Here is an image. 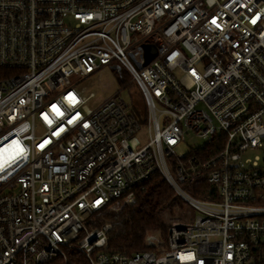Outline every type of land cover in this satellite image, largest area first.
<instances>
[{
    "label": "built area",
    "instance_id": "built-area-1",
    "mask_svg": "<svg viewBox=\"0 0 264 264\" xmlns=\"http://www.w3.org/2000/svg\"><path fill=\"white\" fill-rule=\"evenodd\" d=\"M105 68L122 87L90 108L78 86ZM186 135L204 143L177 154ZM156 172L195 221L112 251L111 224L88 221ZM66 250L88 264H264V0H0V264H67Z\"/></svg>",
    "mask_w": 264,
    "mask_h": 264
},
{
    "label": "trees",
    "instance_id": "trees-1",
    "mask_svg": "<svg viewBox=\"0 0 264 264\" xmlns=\"http://www.w3.org/2000/svg\"><path fill=\"white\" fill-rule=\"evenodd\" d=\"M131 111L138 123H142L146 113L145 106L132 105ZM194 187L195 184L183 185L190 195L199 197L193 191ZM181 203L164 178L156 172L134 189V199L131 203H125L119 210L110 209L97 213L90 218L88 224L92 227L111 224L108 241L112 251L126 253L139 251L144 249L146 231L156 233L161 239H165L167 216L172 215ZM65 252L67 264H88L80 253L70 250Z\"/></svg>",
    "mask_w": 264,
    "mask_h": 264
},
{
    "label": "rangeland",
    "instance_id": "rangeland-1",
    "mask_svg": "<svg viewBox=\"0 0 264 264\" xmlns=\"http://www.w3.org/2000/svg\"><path fill=\"white\" fill-rule=\"evenodd\" d=\"M121 87L122 84L119 83L117 77H115V75L112 74V72L108 68L102 69L99 72L93 74L91 77L84 80L78 86L79 90L81 91V95L84 98L89 97L91 94L93 95V98H89V102H88V107L90 108L99 105L104 99L119 91ZM121 98H123L127 104L133 106L141 107V105H144L140 91L136 88V86H130L124 89L121 93ZM147 135L148 133L145 129H142L138 133V135L136 136V140L139 143V145L145 143L148 137ZM185 139H186L185 143H182L181 145H178L175 148V152L177 154L186 153L188 152V147H193V146L199 147L202 146L204 143L203 140L192 137L191 135H186ZM256 155H259L260 158L263 157L262 151L248 152L245 157L252 159ZM123 205L124 203L122 202L116 203L114 204L113 209L119 210ZM197 215L198 213L194 209H192L190 206L182 202L180 207L173 211L172 215L167 216L168 226L171 223H182V224L193 223ZM144 236L145 237L153 236L160 238L158 234L150 231H146ZM54 264H60V263L57 262Z\"/></svg>",
    "mask_w": 264,
    "mask_h": 264
},
{
    "label": "water",
    "instance_id": "water-1",
    "mask_svg": "<svg viewBox=\"0 0 264 264\" xmlns=\"http://www.w3.org/2000/svg\"><path fill=\"white\" fill-rule=\"evenodd\" d=\"M145 48V64H147L151 59L154 58L155 52L152 45H146Z\"/></svg>",
    "mask_w": 264,
    "mask_h": 264
}]
</instances>
